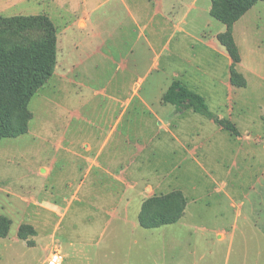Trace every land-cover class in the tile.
Here are the masks:
<instances>
[{
    "label": "rangeland",
    "instance_id": "rangeland-1",
    "mask_svg": "<svg viewBox=\"0 0 264 264\" xmlns=\"http://www.w3.org/2000/svg\"><path fill=\"white\" fill-rule=\"evenodd\" d=\"M56 1L63 2L0 0V16L43 14ZM165 2L169 18L161 25L164 30L155 39L156 47L166 46L175 77L203 95L212 112L231 120L239 135L190 108L184 124L191 130L200 128L202 137L211 141L196 134L181 137L184 157L192 163L184 162L176 171L173 167L169 179L180 183L188 196L183 215L171 224L146 226L141 219L152 208L146 210L144 203L180 191L174 182L163 187L157 183L110 187L90 185L91 176L82 181L84 165L71 173L73 158L55 153L46 141L52 108L41 93L36 94L29 104L34 114L29 132L0 140V217L9 220L6 234L0 236V264H48L54 252L62 257L58 264H264V0L255 1L233 25L240 56L235 70L246 82L241 87L231 82L233 60L219 40L227 25L211 15L212 0ZM54 12L50 13L58 27L61 14ZM126 18L123 7L111 16V23L118 25L122 54L136 38L134 26L120 25ZM154 20L156 26L162 17ZM141 43L131 57L138 59L139 71L149 62L139 49ZM171 80L168 75L166 82ZM166 107L165 116H175L176 107ZM100 108L87 106L84 111L91 109L90 118L103 127L107 119H97ZM127 118L119 131L127 126L147 131ZM82 125L86 137L96 142V128ZM182 156L150 157L145 164L171 166ZM48 164L54 171L45 178L41 170Z\"/></svg>",
    "mask_w": 264,
    "mask_h": 264
},
{
    "label": "crops",
    "instance_id": "crops-1",
    "mask_svg": "<svg viewBox=\"0 0 264 264\" xmlns=\"http://www.w3.org/2000/svg\"><path fill=\"white\" fill-rule=\"evenodd\" d=\"M165 1L63 0L50 4L53 12L56 11L59 16L61 14V22L57 27V62L54 72L36 93H41L52 108L45 131L48 137L46 141L55 153L62 152L73 158L69 167L71 173H75V169L83 164L82 181L91 176L93 181L90 185L135 187L157 183L163 187L174 182L184 193L180 183L169 179L174 175V171H171L173 167L176 171L184 162L192 163L191 159L184 157L185 148L181 137L186 135L190 138L196 134L194 137L199 136L207 143L211 141L202 137L200 128L191 130L184 124L183 117L190 115L189 109L179 111L175 108V116H165L166 106L170 103L163 100V94L174 80L180 81L170 66L173 64L167 61L166 46L159 49L155 45L157 35L164 30L162 26L168 23ZM130 2L134 3L132 7ZM121 7L127 13V18L120 25L129 22L130 26L135 27L132 31L136 37L134 43H127L129 47L125 54L118 52V25L111 23L115 9ZM144 9L150 11L142 13ZM52 10L48 4L43 14L50 16L54 22L50 13ZM156 15L162 17V22L155 26ZM140 41L139 49L144 58L149 56L148 65L143 71H139L138 59H131ZM218 54L223 55L220 52ZM168 75L172 78L169 83L166 82ZM186 75L190 77L188 73ZM72 105L76 107L70 109ZM93 105L101 106L97 119H107L103 127L101 122L97 121V125L90 118L93 112L91 109L84 111V108ZM125 117H128L127 121L137 122L145 129L147 127V131L137 130L136 126H127V129L123 126L124 129L119 131ZM157 121L160 125H156ZM86 123L96 128V142L92 136L86 137L82 125ZM176 124H181L187 133L183 134ZM130 149L133 152L126 155ZM178 154L183 155L182 159L173 161L171 166H163L161 162L145 164L150 157L162 160ZM41 171L42 177L49 178L54 165L42 166ZM163 171L166 173L161 174Z\"/></svg>",
    "mask_w": 264,
    "mask_h": 264
},
{
    "label": "trees",
    "instance_id": "trees-1",
    "mask_svg": "<svg viewBox=\"0 0 264 264\" xmlns=\"http://www.w3.org/2000/svg\"><path fill=\"white\" fill-rule=\"evenodd\" d=\"M255 1L212 0L211 15L227 25V31L219 40L232 57L231 82L235 86H245L246 82L235 70L240 56L232 37L233 25ZM56 62L57 27L50 16H0V140L28 132L33 118L29 104L53 74ZM163 100L179 111L191 108L239 135L231 120L212 112L203 95L178 80L171 83ZM186 201L181 190L153 196L144 203V208L148 211L152 208V211L148 217L142 214L141 221L151 227L174 223L182 217ZM8 228L9 220L0 217V236L6 234Z\"/></svg>",
    "mask_w": 264,
    "mask_h": 264
},
{
    "label": "built area",
    "instance_id": "built-area-1",
    "mask_svg": "<svg viewBox=\"0 0 264 264\" xmlns=\"http://www.w3.org/2000/svg\"><path fill=\"white\" fill-rule=\"evenodd\" d=\"M61 255L59 252H54L52 255H51V258L48 262V264H58L60 263L61 261Z\"/></svg>",
    "mask_w": 264,
    "mask_h": 264
}]
</instances>
